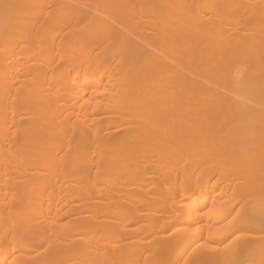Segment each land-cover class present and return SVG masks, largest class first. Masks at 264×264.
I'll return each instance as SVG.
<instances>
[{"label": "bare ground", "instance_id": "bare-ground-1", "mask_svg": "<svg viewBox=\"0 0 264 264\" xmlns=\"http://www.w3.org/2000/svg\"><path fill=\"white\" fill-rule=\"evenodd\" d=\"M0 264H264V0H0Z\"/></svg>", "mask_w": 264, "mask_h": 264}, {"label": "rangeland", "instance_id": "rangeland-1", "mask_svg": "<svg viewBox=\"0 0 264 264\" xmlns=\"http://www.w3.org/2000/svg\"><path fill=\"white\" fill-rule=\"evenodd\" d=\"M70 120H71V121H74L73 118L70 119ZM111 129L114 130L115 127H114V128H111ZM112 130H111V131H112ZM102 136H103V132L101 131V132L98 134V138H101ZM68 139H69V136L66 138V140H68ZM76 139H78V137H77V136H74L72 140H76ZM105 140H111V138H110V139H105Z\"/></svg>", "mask_w": 264, "mask_h": 264}]
</instances>
